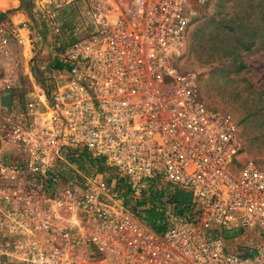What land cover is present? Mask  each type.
<instances>
[{"label":"built area","instance_id":"2783aa9c","mask_svg":"<svg viewBox=\"0 0 264 264\" xmlns=\"http://www.w3.org/2000/svg\"><path fill=\"white\" fill-rule=\"evenodd\" d=\"M209 1L83 0L91 29L65 48L64 81L4 139L24 155L26 186L0 156L23 264H264V170L181 66L192 10ZM84 152L109 171L83 169ZM166 185L190 201L162 203L155 231L125 202Z\"/></svg>","mask_w":264,"mask_h":264},{"label":"rangeland","instance_id":"374dc122","mask_svg":"<svg viewBox=\"0 0 264 264\" xmlns=\"http://www.w3.org/2000/svg\"><path fill=\"white\" fill-rule=\"evenodd\" d=\"M20 1L0 0V156L19 169L26 186L24 155L4 139L12 124L26 122L30 102L64 81L70 66L64 49L86 35L91 24L83 0H57L50 7L42 0ZM57 64L67 67L57 69ZM181 66L196 73L203 103L236 124L243 160L264 170V0H211L195 6ZM89 158L81 154L83 169L109 171ZM5 214L0 205V264H23Z\"/></svg>","mask_w":264,"mask_h":264},{"label":"trees","instance_id":"16d2710c","mask_svg":"<svg viewBox=\"0 0 264 264\" xmlns=\"http://www.w3.org/2000/svg\"><path fill=\"white\" fill-rule=\"evenodd\" d=\"M65 50V49H64ZM61 70H65L67 66H60ZM166 196V202H162L161 198ZM143 198L140 201L131 203L130 200L126 199L125 204L129 205L133 212H137L138 215L142 216L144 221L155 231H160L163 228L162 220L164 216V210L162 209V203H169L174 206V211L179 213L182 207L188 205L190 201L189 193L179 189L172 188L166 185L162 191L151 192L147 196L142 195Z\"/></svg>","mask_w":264,"mask_h":264},{"label":"crops","instance_id":"0c3cea01","mask_svg":"<svg viewBox=\"0 0 264 264\" xmlns=\"http://www.w3.org/2000/svg\"><path fill=\"white\" fill-rule=\"evenodd\" d=\"M11 3H14V0H9ZM18 1V3H20L21 1L20 0H17ZM42 1H44V2H47V3H49V5H48V7H50V4L52 3V2H54V1H57V0H42ZM60 1H64V0H60ZM70 0H67L66 2L68 3ZM18 6H13L12 8L14 9V8H17ZM22 15V14H21ZM17 16V15H16ZM23 16V15H22Z\"/></svg>","mask_w":264,"mask_h":264}]
</instances>
